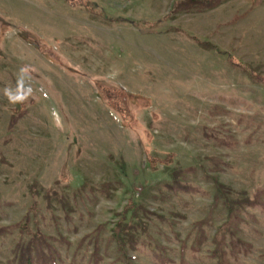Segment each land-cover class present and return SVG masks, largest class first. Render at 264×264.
I'll use <instances>...</instances> for the list:
<instances>
[{"label":"rangeland","instance_id":"rangeland-1","mask_svg":"<svg viewBox=\"0 0 264 264\" xmlns=\"http://www.w3.org/2000/svg\"><path fill=\"white\" fill-rule=\"evenodd\" d=\"M87 1L0 0V264L31 206L57 264H93L96 238L100 264H124L112 233L129 202L131 264H215V184L264 202V84L230 61L264 77V0ZM144 149L174 158L151 167ZM240 214L230 264H264V207Z\"/></svg>","mask_w":264,"mask_h":264},{"label":"trees","instance_id":"trees-1","mask_svg":"<svg viewBox=\"0 0 264 264\" xmlns=\"http://www.w3.org/2000/svg\"><path fill=\"white\" fill-rule=\"evenodd\" d=\"M73 0H69L70 3ZM230 0H178L174 2L172 7L173 14L179 13H187V12H198L202 13L204 11L212 10L224 2ZM85 5L89 7V10L92 12L95 10V5L88 4V1L85 0ZM190 37V36H189ZM192 41L196 44L200 45L202 48L207 50L215 49V46L209 42H203L196 37H190ZM45 45V44H44ZM46 47V46H44ZM49 47H46L45 51L50 54L52 57L57 58L58 56H54ZM1 51V49H0ZM230 61L233 65L241 68L243 71L248 73L251 78L257 83L264 84V77L256 74V72L247 64L242 62H233V59L230 58ZM16 119V117L14 118ZM149 141V140H148ZM147 149H144V159L146 160V164H149L151 167H157L158 165H167L174 158L173 155L169 154L164 160H154L147 158ZM216 194L213 198V203L215 207L220 198L224 199V205L228 212V222L222 224L216 231L213 237V245L214 250L212 252L213 258L216 260L215 264H230V256L235 255V251L239 247H244V243L240 241L238 238L236 239V234L239 232V225L242 223L241 220V210L247 207H255L260 206L264 207V202L262 201V191L256 193L255 198L251 199L247 196H243L236 200H230L225 197V187L219 183H216ZM175 190H181L182 186L177 180L172 186ZM262 194V195H261ZM136 206L133 202H129L128 206L124 210V215L120 218L113 229L112 238L114 239L118 250H120L122 257L124 258V264H131L130 257L128 256L127 246L130 244L131 246L134 244L135 239L133 236V224L127 223L126 215L130 209H134ZM134 213V212H133ZM38 209L35 206H31L28 208L25 218L24 224H18L13 228L19 229L21 233V239L16 248L14 249V257L15 264H57V255L58 250L52 243V239L46 235H44L39 229V221H38ZM30 223H33L35 230L30 227ZM207 223V222H206ZM204 222L197 224L198 228L202 230ZM198 242L204 239V234L201 233L198 236ZM93 242V254L90 258H92L93 264H100L102 260V256L100 254V245L98 239ZM230 242V244H229ZM230 247L232 250L230 251ZM246 248V246H245Z\"/></svg>","mask_w":264,"mask_h":264}]
</instances>
